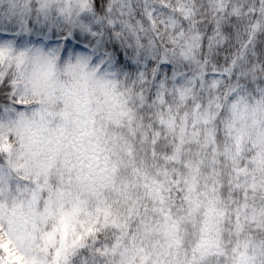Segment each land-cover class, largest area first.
I'll return each mask as SVG.
<instances>
[{"label": "snow or ice", "instance_id": "snow-or-ice-1", "mask_svg": "<svg viewBox=\"0 0 264 264\" xmlns=\"http://www.w3.org/2000/svg\"><path fill=\"white\" fill-rule=\"evenodd\" d=\"M0 264H264V0H0Z\"/></svg>", "mask_w": 264, "mask_h": 264}]
</instances>
